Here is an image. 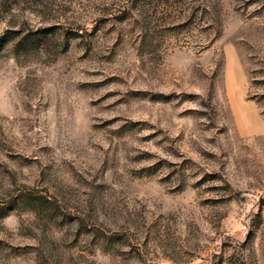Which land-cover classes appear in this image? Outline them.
Returning a JSON list of instances; mask_svg holds the SVG:
<instances>
[{
    "label": "rangeland",
    "instance_id": "1",
    "mask_svg": "<svg viewBox=\"0 0 264 264\" xmlns=\"http://www.w3.org/2000/svg\"><path fill=\"white\" fill-rule=\"evenodd\" d=\"M0 264H264V0H0Z\"/></svg>",
    "mask_w": 264,
    "mask_h": 264
}]
</instances>
